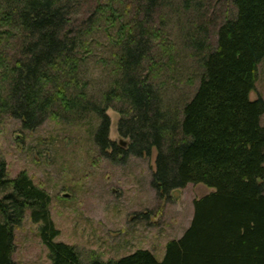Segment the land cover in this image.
I'll return each instance as SVG.
<instances>
[{"label":"trees","instance_id":"1","mask_svg":"<svg viewBox=\"0 0 264 264\" xmlns=\"http://www.w3.org/2000/svg\"><path fill=\"white\" fill-rule=\"evenodd\" d=\"M106 1L99 9L111 12L106 30L119 77L101 103L72 87L85 59L80 50L89 49L83 36L95 22L87 33L76 30L67 0H0V112L30 130L59 117L58 106L96 112L95 140L107 157L125 161L156 150L152 185L161 199L191 182L213 190L194 199L190 225L167 242L162 260L139 248L118 259L84 262L74 245L55 240L60 229L49 191L26 170L10 177L0 151V264H16L15 229L28 209L50 264H264V98H251L264 59V0H233L235 15L219 25L216 47L201 57L195 93L175 108L164 105L144 73L153 45L139 14L118 22L125 17L114 6L119 0ZM137 1L149 23L164 0ZM111 106L121 113L119 142L109 137Z\"/></svg>","mask_w":264,"mask_h":264},{"label":"rangeland","instance_id":"2","mask_svg":"<svg viewBox=\"0 0 264 264\" xmlns=\"http://www.w3.org/2000/svg\"><path fill=\"white\" fill-rule=\"evenodd\" d=\"M67 1L72 3L76 30L87 33L95 22L92 33L83 36L90 50H80L85 59L72 87L102 103L104 92L119 77L116 47L106 30L111 12L107 9L102 14L99 9L108 2ZM114 6L125 15L118 22L139 14L136 18L146 25L145 38L152 39L153 49L144 73L149 74L168 108L180 107L195 93L203 73L201 57L216 47L219 25L236 13L233 0H164L147 23L145 12H138L137 0H119ZM0 87L5 90L4 85ZM259 96L264 98V59L258 63L256 89L251 93L252 99ZM57 111L59 117L48 116L33 130L24 128L19 118L0 112V151L8 175L15 177L26 170L37 185L49 191L52 218L60 229L55 240L74 245L84 262L118 259L139 248L151 250L162 260L167 242L181 237L190 225L194 199L213 188L191 182L170 199H161L152 185L155 149L150 157L131 154L125 161H114L95 140L101 123L96 112L82 114L62 106ZM107 113L111 118L109 137L119 142L121 113L112 106ZM39 226L26 210L22 224L15 229L16 264L51 263Z\"/></svg>","mask_w":264,"mask_h":264}]
</instances>
